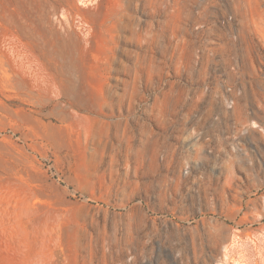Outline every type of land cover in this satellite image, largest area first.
Here are the masks:
<instances>
[{
    "label": "rangeland",
    "instance_id": "374dc122",
    "mask_svg": "<svg viewBox=\"0 0 264 264\" xmlns=\"http://www.w3.org/2000/svg\"><path fill=\"white\" fill-rule=\"evenodd\" d=\"M8 1L0 264H214L224 244L228 264H264V0H124V41L90 32L77 79L85 28L53 38L58 0ZM21 28L32 72L11 64Z\"/></svg>",
    "mask_w": 264,
    "mask_h": 264
},
{
    "label": "bare ground",
    "instance_id": "6f19581e",
    "mask_svg": "<svg viewBox=\"0 0 264 264\" xmlns=\"http://www.w3.org/2000/svg\"><path fill=\"white\" fill-rule=\"evenodd\" d=\"M56 1V0H55ZM61 4V12L60 16L56 17V12L58 8L53 7V14L52 20L47 21L46 19H42V24L46 28V30L50 33L51 37H59L63 38L64 40L69 39V31L73 28V23H77L80 26H83L86 30L85 38H76L75 43L71 47V53L73 55H77V60L71 61L70 69L71 75L73 79H77L78 77L82 76L85 73V69L81 66L80 56L83 54V45L82 42L85 40V44L87 43V39L89 33L92 32L94 34H98L100 38L107 44L108 50L119 48V45L124 41V30H125V19H126V12H125V4L124 0H58ZM47 2V1H45ZM8 0H0V22L3 23V12L6 10L8 6ZM89 4H92L93 7L90 9L88 7ZM75 14L77 16L76 20L72 18V15ZM9 20V19H8ZM6 19V21H8ZM11 21H15L11 19ZM246 20V19H244ZM5 24V23H3ZM57 26L63 32L57 30ZM19 35L21 39H16L14 42H10L8 46L10 59L12 67L15 71L20 72H32V63H30V59L26 54H23L19 47L23 49L29 48V44L26 43L25 40L30 38V34L25 29H20ZM151 37V36H150ZM262 40V39H261ZM25 41V42H24ZM264 42V40H262ZM72 45V43H71ZM58 56H63V53L58 52ZM110 57V56H109ZM113 63L117 60V56L112 57ZM7 66L6 60L0 55V69L3 70L5 74V68ZM114 70L113 65L111 67H106L103 69H95L94 72L99 75H106L111 74ZM74 83V82H73ZM71 86L73 84H70ZM247 101V100H246ZM54 112L55 117L63 123H67L69 119V115L62 112L56 113ZM241 113V112H239ZM244 113V112H243ZM64 117H63V116ZM112 116V113L109 114ZM239 117V116H238ZM93 122L96 124H107V122H101L96 117L92 118ZM239 120V119H238ZM246 123L244 118H242V124ZM251 126H257L255 123H252ZM47 130V133L51 137H59L61 134L62 127H54L50 124L44 126ZM248 128V127H247ZM251 129V127H250ZM153 142L151 141L145 151L151 150L153 146ZM39 208L38 206H34ZM79 213H87L89 209L86 206H76L74 208ZM38 211V209H37ZM134 212H139L141 209L138 206L133 208ZM227 241V238L224 239L223 243ZM234 241L233 243H235ZM233 246L230 244H224L222 246L223 255L214 261V264H228V260L230 259L228 256V247Z\"/></svg>",
    "mask_w": 264,
    "mask_h": 264
}]
</instances>
